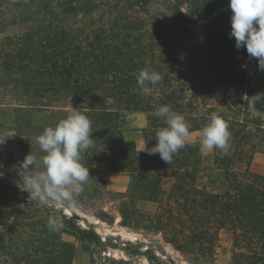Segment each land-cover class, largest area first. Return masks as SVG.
<instances>
[{
    "label": "trees",
    "instance_id": "trees-1",
    "mask_svg": "<svg viewBox=\"0 0 264 264\" xmlns=\"http://www.w3.org/2000/svg\"><path fill=\"white\" fill-rule=\"evenodd\" d=\"M228 2L163 0L160 13L151 17L148 0H0V36L9 48L2 61L14 76L9 88L16 131L37 137L74 108L85 114L94 147L82 153L90 178L78 196L100 195L96 163L105 164L110 174L127 175L126 194H117L120 224L160 233L186 264H212L222 231L229 234L232 264H264V175L251 169L259 145L242 122L212 114V108L200 111L209 95L247 84L240 62L257 63L246 49L235 47ZM203 14L209 29L205 42L196 43L193 20ZM144 68L162 76L150 95L136 81ZM162 105L183 115L190 132L203 128L212 115L226 121L229 153L214 148L204 155L198 143H186L167 165L158 154L139 152L124 136L126 114L146 115L142 137L151 146L166 126L152 114ZM42 111L51 114L49 124L27 122V113ZM24 194L0 176V215L12 217L11 223L0 220V264H71L75 247L63 233L104 251L105 241L92 225L81 226L75 212L43 207L29 197L23 209L10 206ZM138 201L156 203L153 215L139 211ZM52 215L62 218L59 231L47 227ZM143 255L151 264H177L148 247ZM90 264H96L93 257Z\"/></svg>",
    "mask_w": 264,
    "mask_h": 264
},
{
    "label": "rangeland",
    "instance_id": "rangeland-1",
    "mask_svg": "<svg viewBox=\"0 0 264 264\" xmlns=\"http://www.w3.org/2000/svg\"><path fill=\"white\" fill-rule=\"evenodd\" d=\"M148 1L150 16H157L162 10L163 0ZM99 13L100 11L97 14L99 15ZM193 22L194 42L204 43V32L209 29L207 15L203 14L195 18ZM166 37L172 43H178L180 40L169 39L168 33ZM152 39L157 40L155 36H152ZM8 49L7 41L3 36H0V142L4 140L0 144V172L3 173L4 179L10 180L19 188H24V178L28 173L18 172L19 163L30 152L37 158L41 156V153L40 150L36 149L39 145L35 143V134H20L14 126L13 103L10 99L11 91L9 88L10 78L13 75H9L10 69L5 71L6 67H3L2 61ZM183 66L187 68L188 64L184 63ZM240 67L246 73L247 84L234 86L219 97L209 95L204 104L200 106V111L202 113L209 112L208 109L212 108L214 110L212 114H219L226 119L242 122L244 127L246 126V130L250 131L253 142L259 145L258 151L253 156L251 169L264 175V71L260 70L257 63H253L250 59L240 62ZM207 90L212 92L213 88L207 86ZM25 117L29 124L35 126L47 125L52 119L51 114L47 111L27 113ZM146 121L144 113L130 112L126 114L122 123L125 138L134 141L137 150L143 143L142 130ZM201 129L191 131L187 138V143H198L200 149ZM211 152L212 150L208 151L207 154H211ZM95 167L102 181V184L98 183L100 195H93V198L76 196L75 205L57 207H63L68 214L70 212L78 214L80 225L84 227L86 223L92 225L107 246L104 247L103 251L98 246L80 241L69 233H63L62 238L71 241L75 247L71 264H90L91 257L95 259L96 264H151L143 255L147 247L164 261L173 260L177 264H186L184 257L167 243L160 233L132 229L120 224L118 206L121 197L117 194H126L129 178L125 174L108 173L106 165L103 163H96ZM166 186L167 184H165ZM28 197L34 200L25 191L23 201L17 203L15 200H10V206L23 209L22 202H26ZM136 207L139 211L151 215L157 208L156 203L146 205L142 201L136 202ZM100 212L108 213L109 217H102L105 220L100 218ZM0 220L4 223H11L12 217L9 214H1ZM220 235V246L216 249L212 264H232L229 234L222 231Z\"/></svg>",
    "mask_w": 264,
    "mask_h": 264
},
{
    "label": "clouds",
    "instance_id": "clouds-1",
    "mask_svg": "<svg viewBox=\"0 0 264 264\" xmlns=\"http://www.w3.org/2000/svg\"><path fill=\"white\" fill-rule=\"evenodd\" d=\"M228 7L231 11L230 36L235 39V47L246 49L247 55L255 58L258 68L264 71V0H229ZM161 80L158 72L148 68L136 75L137 84L145 95H150ZM152 114L162 119L166 126L155 133V144L149 146L144 139L139 152L158 154L168 165L186 146L190 124L168 105L158 107ZM92 132L89 118L75 108L55 126L46 127L35 138L43 155L37 158L30 152L19 163L18 172L28 173L24 178L25 187L20 188L43 207L74 204L75 197L90 178L89 168L82 163V153L94 147ZM230 136L227 122L212 115L200 132L202 154L207 155L215 148L227 155ZM47 227L53 232L59 231L63 227L62 218L49 216Z\"/></svg>",
    "mask_w": 264,
    "mask_h": 264
}]
</instances>
